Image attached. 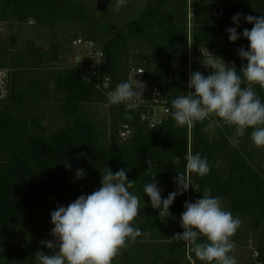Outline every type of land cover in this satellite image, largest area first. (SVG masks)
Instances as JSON below:
<instances>
[{
    "label": "trees",
    "instance_id": "16d2710c",
    "mask_svg": "<svg viewBox=\"0 0 264 264\" xmlns=\"http://www.w3.org/2000/svg\"><path fill=\"white\" fill-rule=\"evenodd\" d=\"M71 6L68 0H0V23L33 21L52 27L60 20L87 19ZM216 8L221 10L219 16L214 13ZM143 11L140 18L129 20L127 33L106 22H90L80 29H67L65 39L16 49L2 46L0 36V67L13 70L8 96L0 108V264L18 255L24 264H39L35 253L50 254L51 250L41 243L35 253H28L15 244V237L35 225L34 214L40 205H65L84 183L100 184L108 168L113 173L125 169L128 180L134 181L129 191L146 201L142 220L134 227L150 234L130 242L121 250V263L115 258L112 264H204L174 235L183 232L180 218L188 195L195 202L205 188L220 198L222 208L238 217L241 225L246 223L256 262L264 264V148L254 146L250 128L238 137L234 126L221 121L214 137L208 125L218 117L176 127L171 115L172 100L188 91L186 74L175 71L188 64L189 38L195 50H212L228 66L235 64L239 74L247 61L239 57L238 49L247 50L249 45L242 32L253 27L244 17L264 15V0H148ZM237 13L242 14L237 28L240 38L230 42L227 29L236 27L231 18ZM77 37L96 42L104 60L96 65L86 59L54 67L62 60L64 43L72 45ZM41 66L51 72L25 79L26 70ZM138 69L144 70L142 80L151 87L150 98L157 88L161 105L169 110L161 122L151 124L149 120L154 111L152 100L130 111L126 103L107 101L106 93L121 82L132 83V71ZM195 71L206 77L212 69L199 63L193 66ZM253 87L264 103V90ZM53 104L64 123L52 130L45 121ZM100 104L107 106L104 126L88 113L91 106ZM190 146L193 154L207 159L210 172L204 177L191 174L192 186L199 188L190 187L176 196L167 218L175 227L169 231L144 187L155 172L162 200L177 191L175 178L186 171ZM149 160L151 172L146 171ZM78 169L84 170L83 177L77 178ZM241 230L237 229L233 242L244 238ZM204 240L200 237L198 242Z\"/></svg>",
    "mask_w": 264,
    "mask_h": 264
},
{
    "label": "clouds",
    "instance_id": "9594fccd",
    "mask_svg": "<svg viewBox=\"0 0 264 264\" xmlns=\"http://www.w3.org/2000/svg\"><path fill=\"white\" fill-rule=\"evenodd\" d=\"M126 3L127 0H117V10ZM241 15L237 13L231 18L236 27L227 29L230 42L240 38L237 28ZM244 18L253 25L251 30L245 28L242 32L249 42L248 49L243 46L238 49L239 57L247 64L238 74L235 64L228 66L222 58L213 56L205 64L212 69L209 75L205 77L200 71L190 74L189 91L172 100L171 115L176 127H191L195 122L215 116L219 119L211 121L208 127H218L222 121L223 125L234 126L238 137L244 136L245 130L250 128L254 146L264 148V103L253 87L259 85L264 90V15H246ZM242 84L246 86L242 87ZM144 90L145 85L140 82L135 89L131 82H121L106 93L107 101L112 105L126 102L127 110H135ZM125 115L132 119L127 111ZM145 163L148 165L146 171L151 172L152 161ZM209 172L207 159L189 151L186 171L178 172L175 178L177 191L169 193L163 200L157 173L152 172V182L145 185L144 193L150 198L151 206L160 210L159 219L166 222L176 196L193 187L191 174L204 177ZM84 175L83 169L77 170V178ZM100 184L91 194L81 195L67 207L59 206L50 213L53 239L42 243L51 253L37 251L35 257L39 264H112L130 242L135 243L142 235L146 238L150 235L133 227L141 211L140 198L129 191L134 181L128 180L126 170L113 173L108 168L102 174ZM198 188L196 185L194 189ZM184 209L180 218L183 232L176 233L174 238L186 243L191 253L204 264H238L236 257L230 255L235 250L231 238L242 221L222 208L220 198L213 197L211 189L205 188L202 198L195 202L185 201ZM200 237L205 238L204 242H198Z\"/></svg>",
    "mask_w": 264,
    "mask_h": 264
},
{
    "label": "rangeland",
    "instance_id": "374dc122",
    "mask_svg": "<svg viewBox=\"0 0 264 264\" xmlns=\"http://www.w3.org/2000/svg\"><path fill=\"white\" fill-rule=\"evenodd\" d=\"M71 3V7L78 15L85 14L87 19H65L60 20L54 26H44L36 24L33 21L27 23H18V22H2L0 23V36L1 44L8 49H16L22 47H29L33 45H47L53 40L65 39L66 30L72 27L83 28L88 23H100L106 22L111 24L112 27L122 30L124 33H127L129 20L132 18H140L141 13L147 7L148 0H127L126 5L121 6L119 10L116 8L117 0H68ZM191 2V0H189ZM143 11V12H142ZM192 16V8L189 9V17ZM68 31V30H67ZM64 54L62 60L59 64H55L54 67H63L70 66L76 62L77 56L80 55V52L73 47L70 43H64ZM212 50H209L210 53ZM205 59L200 57V53L196 50L193 54L192 64L204 63ZM47 66L35 67L25 71V79L29 76H47L51 70ZM177 73L186 74L187 65L177 67ZM175 73L173 77H176ZM131 80L133 83V88L137 86V82H140L145 85V90L143 92L142 98L138 101L147 102L146 100H152L150 98L151 87L148 83L142 80L140 75L135 74V71H132ZM188 90V89H187ZM156 116L161 117L165 114L164 109L159 106L156 107ZM88 113L93 116L95 121L99 125L104 126L107 122V106L106 105H95L91 106L88 109ZM48 117L45 121L49 129H56L64 123V119L57 110L55 104L51 105L48 109ZM213 117V116H212ZM214 119V118H213ZM215 120V119H214ZM213 121V120H211ZM211 135L216 137L218 135L215 128H211ZM189 151H192L191 146ZM101 184H89L84 183L79 187V192L76 194V197L67 202L64 207H67L71 202H74L81 195L91 194L93 191L97 190ZM140 198V214L136 218L133 227L137 224L138 221L142 220L143 214L145 212L146 201L142 195H137ZM187 201L194 202L192 196L188 195ZM58 207L45 204L40 205V208L37 209L34 214L36 221L35 225L31 228H26L21 231L15 237V244L20 246L23 251L28 253H35L36 246L41 244L43 241L52 240L51 230L54 225L51 223L50 213L55 211ZM246 223L240 226L241 234L243 233L244 238L241 237L240 241L234 242L235 250L230 255H234L238 261V264H259L256 262V252L254 249L251 233L248 231V226ZM166 226L169 231H173L175 224L173 221H167ZM238 233L239 236H241ZM124 254H120L116 257L118 263H121ZM15 258V259H14ZM12 261H3L2 264H24L21 256H15ZM17 258V259H16ZM20 261V262H16Z\"/></svg>",
    "mask_w": 264,
    "mask_h": 264
},
{
    "label": "built area",
    "instance_id": "2783aa9c",
    "mask_svg": "<svg viewBox=\"0 0 264 264\" xmlns=\"http://www.w3.org/2000/svg\"><path fill=\"white\" fill-rule=\"evenodd\" d=\"M216 16H219L221 14V10L219 8H216L214 11ZM189 51H188V64H187V73H186V79L187 81H189L190 78V74L193 72V66L194 64H192L193 61V54L196 51L192 46H191V39L189 38ZM72 45L73 47H75L79 52L80 55L77 56L76 58V62L79 61H83L86 59H92L94 61V65H96L97 63H100L102 60H104L105 56L103 51L100 49V47L97 45L96 42L92 41V40H88L85 39L83 37H77L72 41ZM200 53V57L205 59V64L208 63L209 60L213 59V52L210 51V53L208 52L209 50H198ZM137 75H140L141 77L144 74V70L143 69H138L136 70ZM13 81V70L10 68H2L0 67V108H2L3 106V100L8 96V92H9V87L11 85ZM105 87L108 86V83L106 82L104 84ZM189 91V89H188ZM159 91L157 88L154 89L153 92V100L151 102L152 103V108H153V114L150 117L149 120H151V124H155L158 122H161L163 117L167 116V114L169 113V110L164 107L163 105H161L160 103V99H159ZM147 102H149V100H146ZM138 103H140V101H137ZM126 103V102H125ZM142 103H146V102H142ZM123 104V103H121ZM161 106L164 109L165 114L162 115L161 117L156 116V107ZM147 118L146 116H144V119Z\"/></svg>",
    "mask_w": 264,
    "mask_h": 264
}]
</instances>
